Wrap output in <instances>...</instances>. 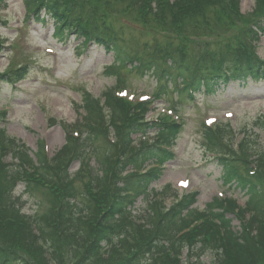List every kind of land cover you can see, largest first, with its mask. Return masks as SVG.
<instances>
[{"label": "rangeland", "instance_id": "374dc122", "mask_svg": "<svg viewBox=\"0 0 264 264\" xmlns=\"http://www.w3.org/2000/svg\"><path fill=\"white\" fill-rule=\"evenodd\" d=\"M111 1L99 0L97 5L100 12L105 14L107 22L116 33L121 31L125 34V43L133 49L132 55L134 58L139 57L141 61L164 63L170 55L176 58L184 54L193 56L197 52L192 51L193 47H199L201 51L221 53L227 47V51L236 47L239 40L241 47L252 48V43L255 44V53L264 59V31L257 40L247 32L240 33L239 29L226 33L217 31L204 38L194 35L191 37V34L181 31L180 27L185 25L172 24L170 17L160 22L153 15L142 17L139 11L143 8H130ZM261 1L241 0L242 19L261 16L264 13V10L259 11ZM4 6L3 9L0 8V160L5 164L13 167L19 163L14 151L20 145H24L32 163L36 164L38 159L35 154L41 143L44 154L53 157L65 145L69 131H78L79 135L74 133L73 137L80 142L82 139H89V131L84 130L88 125L85 98L94 97L103 113V122L100 126L95 125L102 130V125L106 124L108 132L103 130L99 141L90 138V148L84 149L88 152L84 164L75 160L67 168L80 195L77 204L85 206L84 200L88 193L91 196L94 193L101 194V189L105 187V180L93 177L96 172H103V161L107 155L117 152V137L123 134L119 130L122 126L119 123L121 111L128 113L131 120H176L183 124L174 142L175 159L164 162L162 177L151 184L146 196L160 192L152 200L140 196L129 214L133 221L131 228L140 231L134 232L133 236L119 238L106 251L98 252L96 257L83 264L120 263L136 252H146L148 241L155 234L156 222L154 223L151 213L157 210L160 211L157 215L166 212L188 193L197 191L198 194L195 202L184 211V215L201 211L217 199V206L213 203V209L224 212L235 230H239L243 222L249 220L251 214H245L244 211V206L249 201L247 191L233 185L234 178L231 179L227 170L215 160L216 154L212 150L217 148L229 157H236L241 161V168L248 164L256 170L257 166L264 165L263 80L256 82L242 76L226 85L218 82L215 92L202 91L195 95L194 100L186 98L182 101L181 83L168 87L166 78L160 80L153 76L152 70L139 69L140 65L136 60H121L117 54L95 44L83 47L81 40L74 35L69 34L66 38L53 35V20L42 23L31 17L24 0H5ZM169 28H173V33L168 32L171 31ZM238 35H241L239 40L236 39ZM219 36L224 37L223 44H220V39L217 38ZM18 68L20 69L15 74L21 76L16 83L8 81L12 71ZM129 119L125 120L129 122ZM217 125L226 126L229 131L219 140V144H213L207 138L206 130L211 129L210 127L216 129ZM154 132L155 130H148L146 135L139 132L131 136V140L135 141L134 146L154 143L158 136ZM225 144L231 147V155ZM2 145L7 149L3 150ZM243 146L251 148L253 154L246 157ZM78 147L81 150L83 148L81 144ZM11 161L13 165L10 164ZM62 161L59 168L64 167L66 159ZM148 164L149 171L152 164ZM134 166L131 165L130 169ZM146 169L147 167L143 168ZM29 172L31 174L28 177L34 178L38 183L43 182L32 169ZM57 173L63 177V174ZM57 183V186H52L64 189L62 181L58 180ZM13 195L20 198L18 204L26 216L25 222H30L33 220L32 216L41 214H52V218H55L56 212L53 213L51 208L57 209L58 203L50 199L43 189L27 190L26 183L22 181L14 188ZM227 199L235 205L230 211L221 208H227L224 202ZM105 209L106 206L100 202L90 216L91 220L98 218ZM53 223V219L49 221L51 226ZM197 223L190 226V236L195 235L193 231ZM52 238L63 252V264H82L79 261L83 257V245L74 242L72 237L60 238L58 231ZM16 239L13 231L0 232V242L5 245H20L21 242L16 243ZM25 246L31 247L29 244ZM191 249L193 246L185 245L179 253H153L146 257L145 264H188L193 256L192 264H214L215 255L208 248L207 251L200 252L202 255L198 258L192 254ZM29 252L36 264H45L39 251ZM49 256V253L44 254L48 261Z\"/></svg>", "mask_w": 264, "mask_h": 264}, {"label": "trees", "instance_id": "16d2710c", "mask_svg": "<svg viewBox=\"0 0 264 264\" xmlns=\"http://www.w3.org/2000/svg\"><path fill=\"white\" fill-rule=\"evenodd\" d=\"M4 1L0 0V4ZM98 2L99 0H26V7L29 15L42 23L53 20L55 34L61 38L69 34L76 35L78 39H81L83 47L87 44L102 45L113 51L115 55L117 54L121 60L125 58H128V61L136 60L140 65L139 69L152 70L153 76L160 80L166 78L168 87L181 83L182 101L193 98V94L200 93L203 88L206 92H215L219 79L226 82L229 76L249 71L254 73L255 68L259 67V70L264 68V61L253 54L250 48L241 47L239 40L241 35L236 37L239 40L236 47L228 51L227 47L226 51L221 53L204 50L203 52L199 47H193L192 51L201 52H194L193 56L184 54L177 58L170 55L164 63L138 61L139 57L134 58L133 49L125 43L121 32L117 34L113 26L107 22L105 14L100 12ZM114 2L122 3L130 8H143L139 11L142 17L153 15L160 22L170 17L172 24L185 25L180 27L181 31L191 34L189 36L204 37L217 31L226 33L239 29L240 33L243 31L250 37H257L259 31H264V13L261 16L243 20L240 0H114ZM263 10L264 0L261 1L259 8V11ZM241 23L244 24L241 25ZM169 29L171 31L168 30V32L173 33V28ZM217 38L220 39V44L224 43V37ZM93 98L89 96L85 98L88 125H84L86 127L84 130L89 131V139L86 141L82 139L80 142L75 138V141L69 133L67 143L59 152V157L65 156L67 160L64 161L63 168H59L62 161L55 167L47 164L43 144H40L35 154L38 159L36 171L46 182L41 184L34 178L28 177L29 173L24 170V165L32 164V159L25 147L14 151L20 164L11 167L0 160V232L13 231L17 237L16 243L21 242L16 246L0 242V264H36L29 250L39 251L45 264H52L51 260L48 261L44 257L45 253H49L57 264H63V252L56 244V240L52 238L56 231L59 232L60 238L72 237L74 242L83 245V257L79 261L82 264L96 257L104 245H112L119 238L126 235L133 236L134 232L140 231L131 228V221L127 223V213L130 212L128 208L133 207L137 198L146 194L151 184L162 177V171L152 169L144 174L126 176L122 173L131 165L142 166L151 161L163 163L173 160L175 155L167 147L172 146L181 132V126L174 121L144 122L136 121V118L131 120L128 113L121 111L119 123L122 126L119 130L123 133L120 135L121 142L125 144L123 157L120 158L115 151L107 155L103 161L102 174L96 172L93 177L96 180H105L104 190L101 194L95 193L92 196L88 193L84 200L85 206H78L77 201L80 200V195L73 185V179L69 177L67 168L75 160H80L84 164L88 155L84 149L90 148L88 146V142H91L90 138L99 141L103 134L100 135V133L103 130L108 132L105 124L102 125V130L95 125L100 126L103 122V113L97 99ZM108 102L112 104L110 100ZM126 118H130L129 122L125 120ZM262 122L264 124V119ZM148 130L159 133L157 143L147 144L133 152L129 148L131 136ZM228 131L226 126L219 125L216 129L206 130V136L213 144H219V140L221 141ZM80 144L83 147L82 150L78 147ZM2 149L7 148L2 145ZM128 152L133 153L124 159ZM243 152L246 157L253 154L251 148H244V146ZM218 161L227 170V175L229 177L231 175V179L234 178L233 185L247 191L249 201L244 208L245 214L255 212L249 220L243 222L239 230L232 228L231 221L227 219L224 212L213 209L215 205L217 206V199L213 200L215 205L209 204L204 213L192 211L184 215V211L195 202L197 196L190 195L184 199L186 201L183 200L171 210L159 215H157L159 210L151 213L155 219L154 223L156 222L155 234L149 239L146 252L142 254L136 252L125 261L113 264H145L146 257L153 253L163 255L169 251L179 253L185 245L193 246L192 254L199 256L202 255L199 254L200 252L207 251L208 248L218 256L214 264H264V165H260V171L250 174L251 166L246 164L241 168L239 159L220 158ZM56 168H59V171H56ZM57 172L63 174V177ZM110 172H113L111 176H109ZM58 180L64 183V189L52 186L53 184L57 186ZM110 180L111 192L108 193ZM22 181L26 183L27 190L43 189L50 199L58 203L57 209L51 208L53 213L56 212L55 218H52V214L49 216L41 214L32 216L33 220L25 222L26 216L22 213L20 205L18 206L20 198L13 195L14 188ZM44 184L47 185L44 187ZM100 202L106 206V209L98 218L91 220L90 216ZM224 202L228 209L221 207L222 210L230 211L235 208L230 199ZM219 205L221 206V202ZM52 219L53 226L49 224ZM200 219H202L201 223L193 231L194 236H190L192 233H186L178 239L174 238L178 230L188 228L191 223ZM159 234L161 236H157ZM25 244L31 245L32 249ZM193 257L189 259L188 264H192Z\"/></svg>", "mask_w": 264, "mask_h": 264}]
</instances>
